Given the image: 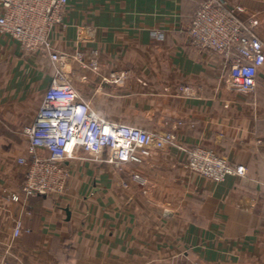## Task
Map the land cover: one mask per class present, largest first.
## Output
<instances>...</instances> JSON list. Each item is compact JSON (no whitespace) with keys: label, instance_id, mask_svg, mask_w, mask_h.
I'll return each instance as SVG.
<instances>
[{"label":"crops","instance_id":"1","mask_svg":"<svg viewBox=\"0 0 264 264\" xmlns=\"http://www.w3.org/2000/svg\"><path fill=\"white\" fill-rule=\"evenodd\" d=\"M228 1L246 9L241 20L257 17L264 42V0ZM199 2L68 1L52 44L69 56L62 69L80 98L108 121L173 143L139 165L79 150L64 163L60 197L26 198L19 163L54 70L0 33V264H264V64L253 93L228 87L233 58L197 49L188 35ZM193 146L245 176L216 183L190 173Z\"/></svg>","mask_w":264,"mask_h":264},{"label":"built area","instance_id":"2","mask_svg":"<svg viewBox=\"0 0 264 264\" xmlns=\"http://www.w3.org/2000/svg\"><path fill=\"white\" fill-rule=\"evenodd\" d=\"M68 1L0 0V33L17 43L27 56H47L54 70L34 122L23 130L28 140L27 157L19 163L25 168L21 191L26 198L63 196L70 176L64 163L79 150L92 158L106 153L107 161L116 166L139 165L151 150L162 151L173 143L171 134L151 133L108 121L80 98L62 69L69 56L55 51L52 44L54 29L66 27L64 13ZM246 13L244 7L231 6L228 0H200L188 35L197 49L232 57L234 71L227 80L228 87L247 94L256 89L258 70L264 64V42L257 35L259 21L254 14H248L244 20L238 17ZM75 57L80 59V53ZM92 64L95 66V61ZM183 166L216 183L227 176L241 178L246 174L244 166L233 167L225 158L199 146L187 151ZM133 179L145 184L137 173ZM11 199L19 200L14 195ZM21 231V222H16L14 236Z\"/></svg>","mask_w":264,"mask_h":264}]
</instances>
